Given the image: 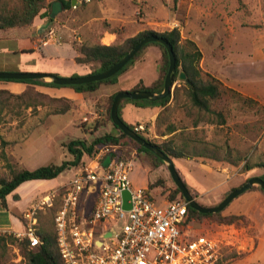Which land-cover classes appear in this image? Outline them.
Returning <instances> with one entry per match:
<instances>
[{
    "label": "rangeland",
    "instance_id": "rangeland-1",
    "mask_svg": "<svg viewBox=\"0 0 264 264\" xmlns=\"http://www.w3.org/2000/svg\"><path fill=\"white\" fill-rule=\"evenodd\" d=\"M45 1L56 5L49 9L50 18L38 21L42 23L41 30L31 32L28 39L39 49L46 44L67 46L69 53L49 61L38 54L1 53L0 65L7 67L2 72L80 75L98 66L91 63L84 72L79 70L74 59L80 48L95 45L105 32L117 31L118 42L123 44L145 31L163 33L176 28L181 44L193 42L200 51L198 67L203 74L255 102L222 96L211 106L212 111L224 117V124L219 125L214 114L192 108L181 87L176 101L152 109L156 115L150 121L144 119V110L128 105L122 115L124 122H140L144 130L139 132L154 144L172 139L176 146L188 145L189 157L172 161L201 206H216L230 191L264 173L259 167L245 171L244 162H240L245 159L250 165L264 163V0H81L69 9H63L60 0ZM161 63L160 50L150 45L118 77L116 85L100 86L94 93L77 97L68 87L25 86L9 90L3 88L6 83L0 84V177H9L10 166L35 170L71 162L74 157L67 148L70 141L84 139L90 143L96 137L115 133L106 117L109 96L129 91L138 83L150 86L160 76ZM182 83L177 77L171 94ZM66 107L70 109L63 112ZM168 126L176 132L165 135ZM121 156L133 160L129 177L135 187L152 185V195L158 201L170 200L175 184L164 163L138 154L131 147ZM90 159L95 157L84 155L83 166L64 171L48 180L50 184L23 183L16 193L18 200L10 198L8 210H3L5 216L0 215V236H15L23 230L19 220L22 213L46 194L66 187ZM61 197L55 199L52 207L39 211L37 228L50 226L55 233L53 218ZM95 198L91 195L86 201L93 204ZM223 211L240 218L232 225L218 224L216 219H192L191 228L198 234L220 235L228 242L223 252L228 259L223 264H264V192L253 186ZM123 224L115 223L114 228L119 231ZM0 264H25L17 242L11 244L6 239L0 244Z\"/></svg>",
    "mask_w": 264,
    "mask_h": 264
},
{
    "label": "built area",
    "instance_id": "built-area-1",
    "mask_svg": "<svg viewBox=\"0 0 264 264\" xmlns=\"http://www.w3.org/2000/svg\"><path fill=\"white\" fill-rule=\"evenodd\" d=\"M134 130L144 128L138 125ZM117 149L98 148L95 159L75 174L62 194L53 221L63 263L216 264L228 242L220 235L196 233L185 201H158L146 192L147 186L135 187L129 177L133 160L110 157ZM124 191L129 193V209H123ZM91 195L95 202L87 208ZM55 199L56 193L50 192L24 211V229L16 236L37 246L38 213L52 207ZM118 222L124 223L119 231L114 228Z\"/></svg>",
    "mask_w": 264,
    "mask_h": 264
},
{
    "label": "trees",
    "instance_id": "trees-1",
    "mask_svg": "<svg viewBox=\"0 0 264 264\" xmlns=\"http://www.w3.org/2000/svg\"><path fill=\"white\" fill-rule=\"evenodd\" d=\"M59 3L62 5L63 9L71 8L72 2L71 0H60ZM52 7V4L47 3L45 0H5L0 3V39H10L15 38L16 36H23L25 38H29V34L32 32L38 21H42L45 18H50L49 9ZM16 33V35H15ZM115 35V40L110 45H102L97 42L92 46H82L79 50V56L75 57L74 62L75 65L84 72V68H86L91 63H97L98 66L96 69L85 72L80 75H72L71 77L78 76H89L101 73L111 68L118 60H120L123 56H125L128 51L135 46L142 38L146 36H155L163 38L167 41L173 49V52L176 57V71L174 75V82L178 77L180 72H184L185 78L189 83H182V85H178L174 88L172 94L168 95L166 98L159 101H149V100H138L132 101L129 99L122 100L118 106V116L122 119V109L126 105H132L136 108L140 109H154V108H164L168 105V103L173 100H177L178 92L182 87L183 94L187 101L190 103L192 108L197 110L198 112L205 114H214L217 118H219V125L224 124V117L220 113H216L212 111V104L222 96L226 94L231 95L235 98H238L242 102L253 103L251 99H247L242 97L238 92L233 89L227 88L223 86L217 79L211 77L210 75H205L202 73L200 68L198 67V63L201 59V53L193 42L187 41L186 44H181L180 42V34L179 31L174 28L170 31H166L163 33H156L153 31H145L139 33L135 37L128 38L126 42L120 44L118 42L119 34L117 31L111 32ZM155 46L161 52V66H160V76L150 85L144 86L141 83H138L129 91H149L153 93H161L163 90V82L164 77L166 75L168 69V55L163 45L158 43H149L145 45L134 57L133 59L119 71L115 76L99 81V82H91L83 85H74L67 86L76 94H91L96 92L100 86H114L117 84L118 77L122 75L124 72L128 70V68L134 63V61L138 58L141 52L148 46ZM32 51H23V53H30ZM48 73V72H45ZM53 74V73H52ZM58 76L57 74H53ZM2 83H20L26 86H36L40 88H61L66 86H58L51 82H46L44 80H24V81H16V80H0V84ZM123 92V91H120ZM119 93L115 92L108 99V107L106 110L107 121L112 124L115 133H107L102 136L94 138L90 143H87L84 139H76L72 140L67 144L68 151L73 155L74 160L71 162H63L60 165H44L38 167L35 170H27L25 168H9L8 178L0 177V208L2 210H8L7 207V196L12 194L13 200H18V195L13 194L16 188H18L21 184L28 181L35 180H51L56 178L61 173L66 170L71 169L72 167L83 166L81 164V159L84 155L87 157L96 156L98 152V148L104 145H116L119 146V149L115 153H111L110 157H114L117 155L118 158H123L121 155L126 148L131 147L135 148L139 153H144L153 159H155L159 164H163V162L156 157L154 154L138 145L135 141L130 139L128 136L124 135L118 127H116L110 119V108L113 101V97L115 94ZM69 101V99H68ZM70 107H66L63 112L69 110ZM130 129L134 130L138 125L136 124H128L124 122ZM98 124L94 126L96 128ZM195 126V125H194ZM135 131V130H134ZM139 136L145 139L146 142L155 145L162 152H164L171 159H181L187 158L186 150L188 145H182V147L176 146L172 139L165 141L161 144H154L145 138L139 131H135ZM176 132V129L173 126H168L165 130V135H171ZM240 162H244L243 168L245 171H250L253 168L259 167L264 169V163H258L255 165H250L245 159L240 160ZM260 179L264 181V173L259 176ZM182 180V179H181ZM183 181V180H182ZM184 183V182H183ZM186 186V185H185ZM147 193L151 192L153 186H147ZM187 188V187H186ZM239 188V187H238ZM237 189V188H236ZM66 187H61L59 191L56 192V198H60V196L65 192ZM235 190V189H233ZM232 190V191H233ZM261 190V189H260ZM231 192V191H230ZM190 193V192H189ZM191 194V193H190ZM192 196V194H191ZM193 197V196H192ZM194 198V197H193ZM169 201L173 200H183L181 192L175 186L172 194L169 196ZM184 201V200H183ZM200 205V204H199ZM187 209L189 213L190 219L200 220L202 218L216 219L215 221L218 224L223 225H232L235 221L239 220L238 215L224 213L221 211L215 214H201L197 211L190 208L187 204ZM54 219V218H53ZM23 222L22 217L19 219ZM54 225V221H53ZM39 227V225H37ZM51 227L48 228L42 227L37 228L36 234L40 238V243L37 246L31 247L28 238H18L16 235L4 234L0 236V244L6 242V239L13 242H17L18 246L22 251V257L25 261V264H64L58 247H57V237L56 231L54 227L55 233L51 230ZM224 252V251H223ZM228 259V256L222 253L221 259L216 264H223L225 260Z\"/></svg>",
    "mask_w": 264,
    "mask_h": 264
},
{
    "label": "water",
    "instance_id": "water-1",
    "mask_svg": "<svg viewBox=\"0 0 264 264\" xmlns=\"http://www.w3.org/2000/svg\"><path fill=\"white\" fill-rule=\"evenodd\" d=\"M81 0H71L72 6ZM158 43L164 46L168 55V69L164 77L163 90L161 93H153L149 91H123L115 94L110 108V119L111 122L120 129V131L128 136L130 139L135 141L138 145L142 146L156 157H158L167 167L169 175L181 192L183 200L192 208L201 214H215L223 211L235 198L242 195L244 192L251 189L253 186L259 187L264 192V181L259 177H254L248 179L239 188L231 191L224 199H222L214 207H205L199 205L195 199L191 196L185 184L181 180L179 174L177 173L173 161L164 152H162L155 145H152L145 141L141 136H139L134 130L130 129L118 116V106L122 100L129 99L132 101L138 100H149V101H159L166 98L171 94L174 86V75L176 71V57L170 44L163 38L155 36H146L142 38L135 46H133L128 53L118 60L111 68L103 71L101 73L89 76H78V77H59L51 73H26V72H0V80H44L46 82H51L58 86H74L83 85L91 82H99L109 79L119 73L132 59L133 57L147 44ZM178 80L185 83H189L185 78L184 72H180L178 75ZM109 158H106L104 164L108 163ZM123 198V209H129L130 205L127 204V199H129V193L124 191L122 193Z\"/></svg>",
    "mask_w": 264,
    "mask_h": 264
},
{
    "label": "crops",
    "instance_id": "crops-1",
    "mask_svg": "<svg viewBox=\"0 0 264 264\" xmlns=\"http://www.w3.org/2000/svg\"><path fill=\"white\" fill-rule=\"evenodd\" d=\"M55 5L56 4L53 3L52 4V7L55 6ZM41 24L42 23H39L38 22L37 25H36V27L32 30V32H34L35 30L37 32H39V30H41V28H42V25ZM15 35H16V33H15ZM114 40H115V35L114 34H112L110 32H105L103 34V37L100 39V43H102L103 45H110L111 43L114 42ZM19 42H26V44H24V43L23 44H20ZM1 43H3L2 44L3 49L0 52V54L2 53L4 55H8V54H15L16 55V54H25V53H23V51H32V52L27 53V54H30V55H32V54L33 55H37L38 54V55L41 56V59L48 60V61L51 60V59H58L59 57L63 56L64 53L68 54L69 53V50H70L69 47L67 49V48H65L67 46H64V45L63 46L62 45H53L52 46V45H47V44H46V46L40 47L41 49H39L38 48V45L35 42L29 41V39H27V38L24 37V35L23 36H19V37L16 36L15 38L13 37V38L6 39V40H2L1 39L0 40V44ZM63 48H65V49H63ZM75 56L76 55H73V57H75ZM71 59H72V57H71ZM16 66H18V65H15V67ZM6 68H7L6 65L1 64L0 65V72L1 71H5ZM36 68L37 67H35L33 69L35 70ZM18 71H21V70H18ZM25 86L26 85L20 84V83H6L5 85H3V88L9 89V90H21ZM73 94L75 95V97L79 96V94H76L74 92H73ZM126 106H128V105H126ZM126 106L122 109V115H123V112H124ZM130 106H132V105H130ZM132 107H134V106H132ZM134 108H136V107H134ZM137 109H140V108H137ZM142 110H144L146 112V114H145L146 116H144L145 117L144 119H147V121H150L153 118V116L156 115L155 111H153V110H151L149 108L142 109ZM136 123H140V122H137L136 121L134 123L132 122V123H128V124H136ZM49 182L50 181H48V180H35V181H28V182H25V183L26 184H32V185H43V184H50ZM19 187L15 189V191L13 192V194L18 193ZM10 198L12 199V194L9 195V196H7V198H6V200H7V207H8V200ZM90 205L91 204L88 202L87 205H86V207L88 208V207H90ZM5 214L6 213L3 212V210L0 208V215H4L5 216ZM0 229H1V226H0ZM20 232H22V230Z\"/></svg>",
    "mask_w": 264,
    "mask_h": 264
}]
</instances>
